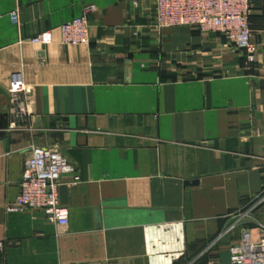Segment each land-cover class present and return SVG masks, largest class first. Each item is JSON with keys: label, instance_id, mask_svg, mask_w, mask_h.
Instances as JSON below:
<instances>
[{"label": "crops", "instance_id": "crops-1", "mask_svg": "<svg viewBox=\"0 0 264 264\" xmlns=\"http://www.w3.org/2000/svg\"><path fill=\"white\" fill-rule=\"evenodd\" d=\"M89 6L88 44H62ZM249 27L252 60L221 34L158 27L153 0H0V264H233L264 220L239 216L264 182V3ZM32 146L77 168L58 188L66 225L11 209Z\"/></svg>", "mask_w": 264, "mask_h": 264}, {"label": "built area", "instance_id": "built-area-1", "mask_svg": "<svg viewBox=\"0 0 264 264\" xmlns=\"http://www.w3.org/2000/svg\"><path fill=\"white\" fill-rule=\"evenodd\" d=\"M264 0H153L154 21L160 28L188 25L199 32H215L223 35L229 44L244 51L247 59L252 60L256 51L249 27V17L255 4ZM93 7H86L82 13L58 27L60 42L66 45H86L89 42L88 15ZM16 22L17 13L10 14ZM32 44L46 45L52 41V33L47 30L29 40ZM24 92V83L20 72L10 76L7 93L12 101ZM23 110V109H22ZM71 175L73 181L79 179L76 166L55 148L32 146L25 158L19 191L11 209L40 210L47 221L59 225L68 223V209L61 206L58 188L62 175ZM264 208V182L261 191L256 194L239 215L249 216L252 212ZM258 237L254 238L250 228L242 229L240 239L229 247V258L233 264H264V220L256 222ZM233 225L224 229L218 237L225 235ZM3 244L0 242V251Z\"/></svg>", "mask_w": 264, "mask_h": 264}, {"label": "water", "instance_id": "water-1", "mask_svg": "<svg viewBox=\"0 0 264 264\" xmlns=\"http://www.w3.org/2000/svg\"><path fill=\"white\" fill-rule=\"evenodd\" d=\"M194 183H196V182H194Z\"/></svg>", "mask_w": 264, "mask_h": 264}]
</instances>
